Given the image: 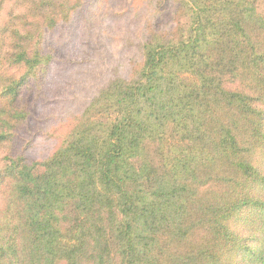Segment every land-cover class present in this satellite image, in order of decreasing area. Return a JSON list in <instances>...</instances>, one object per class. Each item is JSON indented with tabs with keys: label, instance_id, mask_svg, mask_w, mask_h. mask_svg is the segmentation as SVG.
I'll return each mask as SVG.
<instances>
[{
	"label": "trees",
	"instance_id": "obj_1",
	"mask_svg": "<svg viewBox=\"0 0 264 264\" xmlns=\"http://www.w3.org/2000/svg\"><path fill=\"white\" fill-rule=\"evenodd\" d=\"M146 1L137 76L39 160L14 150L51 61L32 42L84 0L6 6L0 264H264V0Z\"/></svg>",
	"mask_w": 264,
	"mask_h": 264
},
{
	"label": "rangeland",
	"instance_id": "obj_2",
	"mask_svg": "<svg viewBox=\"0 0 264 264\" xmlns=\"http://www.w3.org/2000/svg\"><path fill=\"white\" fill-rule=\"evenodd\" d=\"M11 1L0 9V25ZM144 1L84 0L69 23L45 30L44 37L35 36L32 43L51 61H42L36 69L43 73L40 84L39 78L32 77L39 91L35 98L32 89L28 91L32 92L30 114L16 134L15 151L38 160L52 154L100 89L113 79L125 82L137 76L143 64L140 30L144 9L148 13L149 7ZM16 8L13 13H19L20 6ZM161 8L163 14L168 12L167 7Z\"/></svg>",
	"mask_w": 264,
	"mask_h": 264
}]
</instances>
